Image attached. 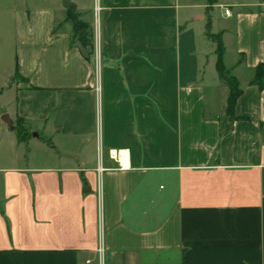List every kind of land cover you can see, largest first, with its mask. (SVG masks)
Listing matches in <instances>:
<instances>
[{
  "label": "crops",
  "instance_id": "crops-1",
  "mask_svg": "<svg viewBox=\"0 0 264 264\" xmlns=\"http://www.w3.org/2000/svg\"><path fill=\"white\" fill-rule=\"evenodd\" d=\"M55 1L8 89L29 150L3 170L0 264H264V3ZM68 10L94 30L90 61ZM209 24L243 90L233 118Z\"/></svg>",
  "mask_w": 264,
  "mask_h": 264
},
{
  "label": "rangeland",
  "instance_id": "rangeland-1",
  "mask_svg": "<svg viewBox=\"0 0 264 264\" xmlns=\"http://www.w3.org/2000/svg\"><path fill=\"white\" fill-rule=\"evenodd\" d=\"M83 5L95 4L96 0H80ZM238 3H243L251 0H234ZM55 0H0V92L3 91V97L0 98V206L4 199V183L6 180L7 169H21L26 166L28 159L29 147L27 144H18L16 130L18 127L23 131H27L24 122L19 120H13L12 127L3 122V116L7 115L8 111L13 108L10 105V100L13 97V91H9L14 85L23 84L24 80L21 77H15L16 70V55L18 49V43L29 29L38 27L37 19L32 25H29V20L33 21V15L38 13L39 8L47 5H54ZM219 11L217 10L215 15ZM31 21V22H32ZM32 30V29H30ZM36 31V30H35ZM210 34H207V40L213 42L210 38ZM215 35V34H212ZM74 37V34H73ZM72 37V38H73ZM79 35H75V46L81 47L78 41ZM85 53L89 52V49H84ZM9 102V103H8ZM33 149L38 150L39 147L34 143ZM7 233L15 235L18 232L16 226H10L7 224Z\"/></svg>",
  "mask_w": 264,
  "mask_h": 264
},
{
  "label": "trees",
  "instance_id": "trees-1",
  "mask_svg": "<svg viewBox=\"0 0 264 264\" xmlns=\"http://www.w3.org/2000/svg\"><path fill=\"white\" fill-rule=\"evenodd\" d=\"M207 5L209 7H213L217 0H206ZM264 3V0H260ZM68 20L73 24V34L79 35V43L83 49H89V52L86 55V59L88 61L91 60L92 55L94 54V30L90 24H87L80 20V17L76 15L72 10H68ZM211 32V24L208 25L207 34ZM74 37L72 38L71 45H75ZM210 38L216 44V55H217V63H216V71L220 81L228 90L227 96V112L229 116L234 117V109L237 104L238 99L242 95V88L239 81L232 75V71L227 69L224 64V54L225 47L222 40V34L212 35L210 34ZM15 77H20L16 74ZM253 86H257L260 91L264 90V64H260L255 70V77L251 82ZM17 139L19 143L25 142L27 138V133L25 130L23 131L20 127L16 130Z\"/></svg>",
  "mask_w": 264,
  "mask_h": 264
},
{
  "label": "built area",
  "instance_id": "built-area-1",
  "mask_svg": "<svg viewBox=\"0 0 264 264\" xmlns=\"http://www.w3.org/2000/svg\"><path fill=\"white\" fill-rule=\"evenodd\" d=\"M224 9V12H225V15L226 16H230L231 15V10L230 8H227V7H222ZM109 156H110V159L115 161V162H120V158H121V152H118L116 150H111L109 152ZM103 170L102 169H99V172H102Z\"/></svg>",
  "mask_w": 264,
  "mask_h": 264
},
{
  "label": "water",
  "instance_id": "water-1",
  "mask_svg": "<svg viewBox=\"0 0 264 264\" xmlns=\"http://www.w3.org/2000/svg\"><path fill=\"white\" fill-rule=\"evenodd\" d=\"M61 1L63 3V6L66 9H70V8H72L74 6L72 4L71 0H61ZM2 120H3L4 123H6L10 127H12V120L10 119L9 115H4Z\"/></svg>",
  "mask_w": 264,
  "mask_h": 264
}]
</instances>
